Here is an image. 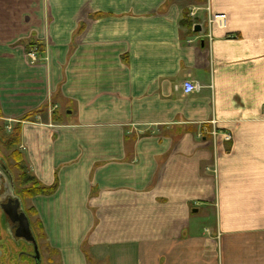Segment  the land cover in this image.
<instances>
[{"label": "crops", "instance_id": "crops-1", "mask_svg": "<svg viewBox=\"0 0 264 264\" xmlns=\"http://www.w3.org/2000/svg\"><path fill=\"white\" fill-rule=\"evenodd\" d=\"M0 123L45 264H264V0H0Z\"/></svg>", "mask_w": 264, "mask_h": 264}, {"label": "flooded vegetation", "instance_id": "flooded-vegetation-1", "mask_svg": "<svg viewBox=\"0 0 264 264\" xmlns=\"http://www.w3.org/2000/svg\"><path fill=\"white\" fill-rule=\"evenodd\" d=\"M1 164L2 163H0V165ZM1 169L2 168H0V176L5 177L4 178L5 181L4 180L0 181V205L7 204V201L10 198L7 195L10 193L11 186L13 183L12 181H10V180H12L10 175L5 173V170H1ZM6 176L8 179H6ZM24 213L26 214V217H28V215L25 211H24ZM1 217L3 219V225L6 229V231L10 234V237L14 238L13 241L15 243H19V241H25V242H27V244H25L24 246H21L19 248V250L14 255L13 252H8L6 246L3 243H0V264H5L6 260H9L11 262L14 261V263H16V264H37L36 263V257L34 254L33 242H30L24 236L21 235L22 231L19 230L20 229L19 222L18 221H12L11 219H9V217L5 214V212L0 207V218ZM31 232H32L33 237L35 239V242L37 244L38 254L40 257L38 264H45L43 255L41 254L39 242H37L38 238L35 235V233L33 232V230H31ZM8 253H10V255H7Z\"/></svg>", "mask_w": 264, "mask_h": 264}, {"label": "trees", "instance_id": "trees-1", "mask_svg": "<svg viewBox=\"0 0 264 264\" xmlns=\"http://www.w3.org/2000/svg\"><path fill=\"white\" fill-rule=\"evenodd\" d=\"M33 117V114H28L24 117V119H29ZM20 123H17L13 126L12 128V134L11 137L9 139V146L10 145H16L18 146L19 144V136H20ZM11 158L13 159V161L16 162L15 166H16V170H18V175H17V184L22 187L19 189L18 193L16 195H19L23 198H28V197H32L37 195H49L51 194L52 191H54L55 186H51V187H43L41 186L37 181H35V178L29 174L28 169H26V165L25 162L23 160L22 154L21 152L18 150H15L12 153ZM7 171L8 168L6 169ZM13 182V181H12ZM26 182H31L30 186H25L24 183ZM14 185V189H15V183L13 182ZM29 214L30 215H35V211L34 209H30L29 210ZM33 230H35V232H37L36 236L39 239L43 238V230H41L42 226L41 223L38 221H35L33 223ZM49 263H51L49 261Z\"/></svg>", "mask_w": 264, "mask_h": 264}, {"label": "rangeland", "instance_id": "rangeland-1", "mask_svg": "<svg viewBox=\"0 0 264 264\" xmlns=\"http://www.w3.org/2000/svg\"><path fill=\"white\" fill-rule=\"evenodd\" d=\"M13 128V127H12ZM12 128H7L3 123H0V163H3L6 165V167L8 168V170H10L12 176H13V182L15 183V194L18 193L19 189L22 188L17 184V175H18V170H16V162L13 161V159L11 158L12 153L15 150H18V146L16 145H10L9 146V139L11 137V132H12ZM25 186H30L31 182H26L24 183ZM22 205V204H21ZM20 205V206H21ZM31 227L33 230V223L31 222ZM33 232L35 233V235L37 234V232H35V230H33ZM13 237H10V234L6 231L4 225H3V219L2 217L0 218V243H3L8 252H13L14 255L15 253L19 250V248L21 246H24L25 244H27V242L25 241H19V243H15L13 241ZM41 240V239H40ZM39 240V241H40ZM7 255H10V253H8ZM46 258L47 255L44 256V262H46ZM50 261V260H49ZM5 264H16L9 260L5 261Z\"/></svg>", "mask_w": 264, "mask_h": 264}, {"label": "water", "instance_id": "water-1", "mask_svg": "<svg viewBox=\"0 0 264 264\" xmlns=\"http://www.w3.org/2000/svg\"><path fill=\"white\" fill-rule=\"evenodd\" d=\"M12 191H14V185L12 183L11 186ZM20 200L19 197L16 196L15 194L11 193V196L9 200L7 201V204H2L0 207L2 210L5 212V214L11 219L12 221H18L19 226L22 232V236H24L27 240L30 242H33V247H34V254L36 257V263H39L40 257L38 254V248L37 244L35 242V239L33 237V234L31 232L30 228V223L29 219L26 217V214L24 213L22 207L20 206Z\"/></svg>", "mask_w": 264, "mask_h": 264}, {"label": "built area", "instance_id": "built-area-1", "mask_svg": "<svg viewBox=\"0 0 264 264\" xmlns=\"http://www.w3.org/2000/svg\"><path fill=\"white\" fill-rule=\"evenodd\" d=\"M210 21V18H209ZM27 57L29 58L28 60H30L31 62H38L40 59L39 55H38V50L36 48H33L31 50L27 51ZM180 89L186 93L189 94L190 92H194L197 90L198 88V84L191 81V80H184L181 85H180ZM210 134L212 135V137L217 136V130L216 129H212V131L210 132ZM224 140L226 141H230L231 136L230 134L228 135V133H222V136Z\"/></svg>", "mask_w": 264, "mask_h": 264}]
</instances>
